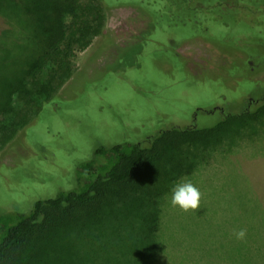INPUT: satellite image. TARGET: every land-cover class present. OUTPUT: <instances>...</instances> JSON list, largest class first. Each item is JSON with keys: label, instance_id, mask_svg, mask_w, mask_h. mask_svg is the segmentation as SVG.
Listing matches in <instances>:
<instances>
[{"label": "rangeland", "instance_id": "1", "mask_svg": "<svg viewBox=\"0 0 264 264\" xmlns=\"http://www.w3.org/2000/svg\"><path fill=\"white\" fill-rule=\"evenodd\" d=\"M169 5L171 0H158L144 8L130 4L108 9L103 33L77 52L73 75L58 91L59 97L45 103L11 140L0 138V210L31 207L35 200L74 182L79 162L101 144L140 141L162 128L191 125L196 111L195 126L213 125L224 115L208 114L214 104L228 102L230 110L242 112V98L248 93L262 95L264 82L254 87L243 62L249 48L238 62L233 48L212 46L203 41L208 35L196 32L184 38L190 44L180 55L172 56L183 69L169 65L164 54L168 19L160 17ZM145 13L152 16L151 24ZM6 27L0 16V31ZM253 38L257 51L252 53H257L264 40L258 43L257 37H251L252 42ZM9 41L0 37V43ZM223 50L228 56L221 55ZM3 64L0 69L11 72V64ZM219 65L238 81L219 74ZM253 76L264 81V71ZM8 85L0 84V92ZM11 98L18 109L24 105L16 93ZM254 111L251 118L228 119L201 147L200 140L181 144L179 152L174 145L169 147L173 139L162 141L170 167L181 156L191 157L184 167L195 162V170L176 183L190 180L202 193L200 208L192 212L171 206V190L163 196L162 264H181L176 258L181 251L188 257L198 253L201 261L196 264H210L209 255L217 264L221 258L217 254L228 263H264V258L254 257L264 251V106L251 108ZM200 148L205 153L193 156ZM109 199L120 200L117 190L110 192ZM126 216L136 214L130 209ZM240 229L247 233L242 241L234 236Z\"/></svg>", "mask_w": 264, "mask_h": 264}, {"label": "trees", "instance_id": "2", "mask_svg": "<svg viewBox=\"0 0 264 264\" xmlns=\"http://www.w3.org/2000/svg\"><path fill=\"white\" fill-rule=\"evenodd\" d=\"M152 2L158 0H0V16L7 24L0 37L10 40L0 43V65L13 67L11 72L0 69V84L9 83L0 92V138L11 140L45 103L59 97L58 91L73 75L77 52L103 33L108 9L130 4L144 8ZM174 5L182 7L184 32L190 28L191 35L198 32L203 37L218 32L215 40L221 49L230 46L245 52L252 36L264 40V0H171L169 6ZM228 6L231 9H221ZM236 29L253 33L238 37L231 33ZM252 50H247L249 55H257ZM13 93L24 102L19 109L12 104ZM261 102L258 108L264 106ZM245 116L254 117L256 111L227 113L203 128L177 124L140 141L97 146L93 155L79 162L74 182L31 207L0 210V264H162V198L183 174L196 168L195 162L182 166L190 156L178 158L175 167L167 165L162 141L173 139L169 147L179 152L181 144L200 140L201 147L228 119ZM197 153L204 154L205 148L193 156ZM112 190H117L119 201L109 199ZM130 209L136 216H126ZM197 255L188 257L181 251L176 258L181 264H196L201 261ZM217 256V264H236ZM256 256L264 258V251Z\"/></svg>", "mask_w": 264, "mask_h": 264}, {"label": "flooded vegetation", "instance_id": "3", "mask_svg": "<svg viewBox=\"0 0 264 264\" xmlns=\"http://www.w3.org/2000/svg\"><path fill=\"white\" fill-rule=\"evenodd\" d=\"M170 7H166L167 13H164L162 16H160L162 18H167L168 19L167 24L169 25V26L166 25V27H165L168 36L165 39V44H167V46L164 47L165 48V50H164L165 53L164 54H165L166 60L170 61L171 64L169 62H167V63L169 65L173 66L176 70L180 71V70L183 69L184 65L176 64V61L174 60V58L172 56L180 55V53L182 52V48H184V46H186L187 44L188 45L190 44V43L187 42L188 40H186L184 38H189L190 35L192 34V31L190 32V28H188V32H184L183 28H181V26L183 25L182 18L184 17L183 10L181 9L182 7L179 6V5H174V6H170ZM228 8H230V7L229 6L228 7H223L221 9L227 10ZM214 13H215V11H214ZM145 15L147 16V19L149 20V23L151 24L152 16H149V14H147V13H145ZM214 16L217 17V16H220V15H214ZM196 17H198V16H196ZM150 28H152L151 25H150ZM156 28L157 27L155 26V28H153V29H156ZM231 33H233L234 35L236 34L238 37H245V35H248L247 33L252 34L253 32L251 33V32H248L247 30L238 31L236 29V30H233ZM217 34H219V33L218 32H211V33L208 32L207 33L208 39L207 40H203V41H206L207 43H210L212 46H214L212 43H216L215 39H217V36H216ZM211 35H213V37ZM258 35H259V31H258ZM252 37L259 38V36H256V35L252 36ZM203 41H201V42H203ZM241 41H243V40L241 39ZM259 42H260V40L258 39V43ZM246 44H247L248 48L255 49L257 51L256 46L253 45V44H255V39L254 38H253V42L250 39ZM236 52H238V51H236ZM222 53L223 54H221V55H224V56L227 55L228 56V52H227V54L225 53V51H223ZM243 53L244 52H242V51L238 52V53L234 54V57H233L232 53H231V55H232L233 58H235V61L241 62L240 61L241 59H238V57L239 56H243L244 55ZM257 53H259V54H257V55H249V56L244 55L245 59H243V62H245L246 67H247V69L249 71V74H250L248 76V78L251 80V83L253 84L254 87H258V85L261 82H264L263 80H260L257 76L256 77L253 76L256 73L259 74L260 72L264 71V51L258 49ZM261 63H262V67H260ZM221 66H223V65H221ZM221 66L219 65V68H218L219 72L218 73L222 74V75L224 74L225 76H227L225 74L226 73L225 72L226 70H225V67H224L225 65L223 66L222 69H221ZM237 71L239 72L238 69H237ZM192 73L194 74V71H192ZM229 79H230L231 82L238 81V77L237 76H234L233 78H229ZM242 100H245L243 102L244 105L242 107L243 111L244 110L250 111L251 108L260 107V106H257V105H259L261 103V101L264 100V92L259 97L258 96L255 97V96L252 95V93H248L244 98H242ZM245 102H246V104H245ZM198 109H201V108H198ZM219 111L222 112L223 114L235 112L234 110H230L229 109L228 102H227L226 104L223 103L222 106L219 105V103L214 104V106L212 107V110L208 111V114H214V113H217ZM196 118H197V111H196V114L193 116V121H192L191 125L196 124V122H195Z\"/></svg>", "mask_w": 264, "mask_h": 264}, {"label": "clouds", "instance_id": "4", "mask_svg": "<svg viewBox=\"0 0 264 264\" xmlns=\"http://www.w3.org/2000/svg\"><path fill=\"white\" fill-rule=\"evenodd\" d=\"M202 193L200 189L190 180H181L175 183L171 189L170 204L173 208H178L183 212H192L200 208ZM246 229L234 232L237 240L246 238Z\"/></svg>", "mask_w": 264, "mask_h": 264}]
</instances>
